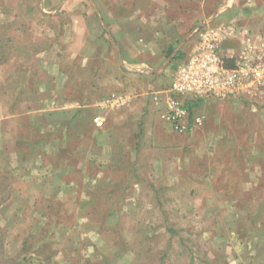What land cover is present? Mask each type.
<instances>
[{
  "label": "crops",
  "instance_id": "0c3cea01",
  "mask_svg": "<svg viewBox=\"0 0 264 264\" xmlns=\"http://www.w3.org/2000/svg\"><path fill=\"white\" fill-rule=\"evenodd\" d=\"M218 2L222 6L215 18ZM68 3L76 8L71 10L66 39L68 64L63 67L58 59H48L38 87L22 94L16 111L0 114V184H10L13 195L0 211L16 210L4 223L24 227L20 231L24 239L25 226L47 223V213L59 202L58 196L66 197L68 204L80 201L82 208L94 187L122 186L129 200L146 192L144 186L155 187L153 178L167 179L179 191L187 187L201 193L226 192L215 185V170L220 162L232 161L225 154L218 157V150L207 153L212 149L202 148L200 141L202 129H208L212 121L218 128L221 118L197 110L203 124L177 134L160 117L163 91L174 80L177 67L191 55L199 37L196 30L205 22L235 31L223 43L229 58L244 49L248 34L264 35V0H61L52 13ZM260 44L264 47V42ZM180 53L182 59L177 58ZM114 92L127 96V103L117 109L101 108V102ZM232 99L264 106V93ZM235 108L230 107L237 114ZM98 116L105 120L103 128L93 123ZM260 124L261 129L264 121ZM238 128L247 131L250 126L245 121ZM241 136L237 146L244 142ZM211 138L215 149L223 146L211 133L206 143ZM249 159L245 157L251 171L254 165ZM238 166L237 171L246 169L242 163ZM191 167L192 174L186 178ZM249 169L244 170L241 190L236 191L262 192L260 185L252 191L245 189ZM121 204V209L126 208L124 201Z\"/></svg>",
  "mask_w": 264,
  "mask_h": 264
},
{
  "label": "rangeland",
  "instance_id": "374dc122",
  "mask_svg": "<svg viewBox=\"0 0 264 264\" xmlns=\"http://www.w3.org/2000/svg\"><path fill=\"white\" fill-rule=\"evenodd\" d=\"M30 1L0 0V39L8 44V59L0 65V114L16 111L22 94L32 91L44 79L46 71L43 65L48 59L68 64L66 39L71 27L70 17L74 14L71 10L76 8L68 3L59 7L63 13L57 11L55 14L52 12L61 0L52 3L48 0ZM221 4L217 3L216 15L213 13L215 18L220 13ZM233 106L237 114L230 109ZM260 109L264 110V106L258 107L255 102L214 98L205 99L199 108L200 112H212L216 114L213 117L221 118L218 128L212 121L208 129H202L205 133L200 141L204 145L202 148L207 145L212 149L207 153L218 150V157L225 154L232 161L228 176L233 184H223L224 193H201L187 187L179 191L169 180L153 178L154 189L144 186L146 192L144 190L131 195L129 200L125 199L128 200L124 201L126 208L120 209L118 215L122 218L109 222L111 227L116 226L115 222L120 223V236L112 230L99 232L97 225L90 223L78 206L80 201L77 205L68 204L66 197L58 196L67 215L73 213L74 218L50 231L53 233V248L59 252L53 263L82 264L81 261L91 259V264H101V260L105 262L103 264H264V188L260 193H241L240 172L236 169V161L239 160L249 169L248 162H245V155L249 154L247 159L252 158L254 166L251 171L249 169L250 177L246 180L245 189L252 191L255 186L264 187V126L259 128L260 122L264 121V111ZM245 121L250 126L247 131L238 128ZM163 124L172 130L168 123ZM209 133L215 135L216 141L222 142L223 146L215 149L212 138L206 143ZM241 134L244 142L237 146ZM252 136L256 146H248ZM232 148L236 150L231 151ZM260 154L261 160V157L257 158ZM205 159L207 161L208 157ZM192 169L186 172V178L191 176ZM205 180L208 181L207 178ZM15 213V209L0 211V221H3L0 227V264L14 263L21 254L24 239L20 231L24 227L4 223L6 217ZM9 219L15 221V218ZM46 219L44 226L28 227L38 233L45 226L54 225L53 220Z\"/></svg>",
  "mask_w": 264,
  "mask_h": 264
},
{
  "label": "built area",
  "instance_id": "2783aa9c",
  "mask_svg": "<svg viewBox=\"0 0 264 264\" xmlns=\"http://www.w3.org/2000/svg\"><path fill=\"white\" fill-rule=\"evenodd\" d=\"M197 34L198 41L191 55L177 67L174 80L163 91L165 102L160 117L178 134H187L193 126L203 124V117L197 115L190 121L187 100L255 98L264 93V47L260 44L264 42V35L248 34L244 49L229 58L222 48L224 41L235 34L233 29L205 26ZM127 99L123 94L113 93L100 107L117 109ZM156 101L161 102L160 98ZM93 123L97 128L105 126L104 118L99 116Z\"/></svg>",
  "mask_w": 264,
  "mask_h": 264
},
{
  "label": "trees",
  "instance_id": "16d2710c",
  "mask_svg": "<svg viewBox=\"0 0 264 264\" xmlns=\"http://www.w3.org/2000/svg\"><path fill=\"white\" fill-rule=\"evenodd\" d=\"M32 1V0H31ZM30 1V2H31ZM34 2V1H33ZM33 2L31 3L32 5ZM33 9L32 7H30ZM35 8V5H34ZM34 10V9H33ZM40 12V11H39ZM8 44L5 43L2 39H0V65L4 63L8 59ZM181 53L177 56V58L182 59ZM185 57V56H184ZM183 57V58H184ZM63 65V67H66V64L62 63L61 60H59ZM68 63V62H67ZM226 64L228 66H232L230 62L226 61ZM68 68V67H67ZM73 71H76L75 67H72ZM79 70V69H78ZM79 77H81V72L78 71L76 73ZM115 93V92H114ZM112 94V93H111ZM80 99V98H79ZM92 98H88L87 101L91 102ZM203 99H194V100H187L186 101V107L188 111L190 112V121H193V117L196 115V111L199 110L201 104L203 103ZM176 133V132H175ZM178 134V133H177ZM29 135H32L31 133ZM184 135V134H181ZM62 137L66 138V141L68 139V135H66L65 131H63ZM74 137V135H73ZM70 138V135H69ZM253 138V137H252ZM252 138L250 140V144L248 146H252ZM71 140V138H70ZM26 143V141H25ZM63 143V140L61 144ZM246 146V145H244ZM242 149V147L240 148ZM231 151L236 149H230ZM243 150V149H242ZM246 150V149H244ZM65 151V150H63ZM242 152V151H241ZM231 153V152H230ZM250 153V152H249ZM245 154V153H244ZM246 157L249 156V154L245 155ZM243 157V154L240 156ZM228 159H230L228 157ZM237 165H241V161H236ZM224 167V170L222 168ZM231 168V163H224L220 162V165H217V171L220 174H216L215 178V185L218 186L217 188H221L223 184L226 185H232L230 179L231 177L228 176V169ZM225 173H224V172ZM240 172V181H242V175L244 174V169L241 168ZM223 175V176H222ZM223 177V178H222ZM237 178V176H235ZM9 181V178H8ZM225 182V183H224ZM10 184H0V206L8 202L12 198V191L9 190ZM124 187H111V188H102L100 186L94 187V191L90 192L89 194V200L85 203L81 204V209L83 214L86 218L89 219V221H93L96 223L97 228H99V232H104L107 230H112L116 235H121V225L120 223H116L115 227L109 226V222H111V219L113 217H117L120 213L121 209V203L122 201H125L127 199V194L125 191L127 189H123ZM65 205L61 202H57L54 207L50 209V211L47 213L49 215L50 220L54 221V225L50 226L47 225L45 228L41 230V232L34 233L31 231L32 228L28 227L26 228L27 235L24 237V240L22 241L21 245V254L16 260V262L11 264H22V262L31 263L35 261L43 262L45 264H52L54 262V258L59 253L57 249L53 248V233L50 232L52 228H55L57 226H60L64 221H71L73 217V213L70 215H67L68 212L64 210ZM122 218V217H121ZM119 218V220L121 219ZM68 219V220H66ZM56 225V226H55ZM116 228V229H115ZM247 229V228H246ZM28 230V231H27ZM250 231V229H247ZM91 259H85L82 262V264H91ZM101 264L105 263L101 260ZM98 264V263H97Z\"/></svg>",
  "mask_w": 264,
  "mask_h": 264
},
{
  "label": "water",
  "instance_id": "95a60500",
  "mask_svg": "<svg viewBox=\"0 0 264 264\" xmlns=\"http://www.w3.org/2000/svg\"><path fill=\"white\" fill-rule=\"evenodd\" d=\"M206 24H208V22H205L204 24H202L201 26H199L196 30V32H198L199 30H201L203 27L206 26Z\"/></svg>",
  "mask_w": 264,
  "mask_h": 264
}]
</instances>
